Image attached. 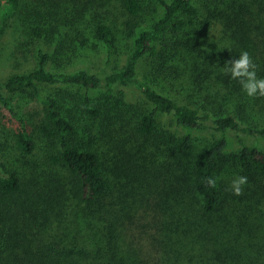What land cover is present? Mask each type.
<instances>
[{"label": "trees", "instance_id": "obj_1", "mask_svg": "<svg viewBox=\"0 0 264 264\" xmlns=\"http://www.w3.org/2000/svg\"><path fill=\"white\" fill-rule=\"evenodd\" d=\"M4 3L35 65L0 84L22 156L0 160V264H264V97L225 73L246 50L264 78V0ZM92 41L123 65L50 69ZM20 95L44 106L33 129Z\"/></svg>", "mask_w": 264, "mask_h": 264}, {"label": "rangeland", "instance_id": "obj_2", "mask_svg": "<svg viewBox=\"0 0 264 264\" xmlns=\"http://www.w3.org/2000/svg\"><path fill=\"white\" fill-rule=\"evenodd\" d=\"M0 1H2L3 5L5 4V0ZM3 8L4 7L2 6L0 11ZM5 17L3 14H0V24L4 27L3 29H0V84L4 83L13 73L31 70L35 65V60L32 57L33 54H28L27 57H23L18 47L19 43L23 39L21 38V33L16 29L13 14H10L9 19L6 21ZM96 46L98 45H95L92 41L90 47L91 49L87 54L74 56L71 60H65L62 68H56L53 64L50 69H57V71H72L83 67H94L97 68L98 71L103 72L104 70L107 71V69L116 67L117 64H121V66L123 65L125 56L122 59L118 58L117 61L110 63L109 66L107 64L104 47L102 45H100V47ZM48 49L50 48H47V50ZM15 57H17V59H15ZM140 79L144 80L142 73L140 74ZM125 92L128 100H136V95H138V93L135 90H126ZM245 98L247 102V95H245ZM13 102L17 105L20 112L25 115V118L29 121L32 129L35 128L45 117L44 106L39 101L34 100L28 95L15 96ZM252 106V108H254V112L257 113L256 115L260 118L261 114L258 112L259 110L260 112L262 111V107L258 103H254ZM94 124H97L96 128ZM98 124L100 123H94L93 120L87 118L84 120L81 119L79 125L82 126L81 130H83L84 133L82 134L80 141L83 146H85L84 144L87 145V143L90 142V136L86 131L92 128L95 132H98ZM17 128H19V123L12 121L9 112L0 104V160L7 163L9 166L21 165L19 158L22 156L17 154V151L13 148L11 141V135L17 130ZM93 146L100 149L102 153H106L107 147L101 140L96 143V146ZM261 147L264 149V143L261 144ZM238 175V171L231 168L224 172V179L232 180Z\"/></svg>", "mask_w": 264, "mask_h": 264}, {"label": "clouds", "instance_id": "obj_3", "mask_svg": "<svg viewBox=\"0 0 264 264\" xmlns=\"http://www.w3.org/2000/svg\"><path fill=\"white\" fill-rule=\"evenodd\" d=\"M225 65V73L239 82L242 91L248 97H264V78L258 77L257 65L248 51H242L238 58L227 61ZM219 179V177H207L206 183L209 187L216 188ZM247 184L248 177L238 175L231 180L229 187L233 195L241 196Z\"/></svg>", "mask_w": 264, "mask_h": 264}]
</instances>
